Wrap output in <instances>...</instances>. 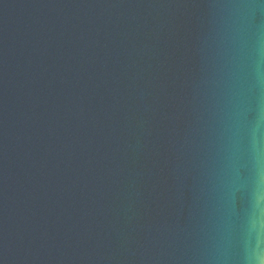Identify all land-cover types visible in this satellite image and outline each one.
<instances>
[{
    "label": "water",
    "instance_id": "water-1",
    "mask_svg": "<svg viewBox=\"0 0 264 264\" xmlns=\"http://www.w3.org/2000/svg\"><path fill=\"white\" fill-rule=\"evenodd\" d=\"M0 264H264V0H0Z\"/></svg>",
    "mask_w": 264,
    "mask_h": 264
}]
</instances>
